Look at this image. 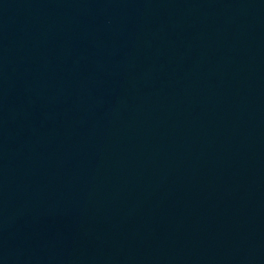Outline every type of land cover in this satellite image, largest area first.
I'll use <instances>...</instances> for the list:
<instances>
[{
	"label": "water",
	"instance_id": "obj_1",
	"mask_svg": "<svg viewBox=\"0 0 264 264\" xmlns=\"http://www.w3.org/2000/svg\"><path fill=\"white\" fill-rule=\"evenodd\" d=\"M0 264H264V0H0Z\"/></svg>",
	"mask_w": 264,
	"mask_h": 264
}]
</instances>
